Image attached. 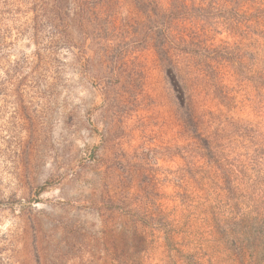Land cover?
I'll use <instances>...</instances> for the list:
<instances>
[{"label":"rangeland","instance_id":"obj_1","mask_svg":"<svg viewBox=\"0 0 264 264\" xmlns=\"http://www.w3.org/2000/svg\"><path fill=\"white\" fill-rule=\"evenodd\" d=\"M259 10L0 0V264H264L215 221L264 203Z\"/></svg>","mask_w":264,"mask_h":264},{"label":"trees","instance_id":"obj_2","mask_svg":"<svg viewBox=\"0 0 264 264\" xmlns=\"http://www.w3.org/2000/svg\"><path fill=\"white\" fill-rule=\"evenodd\" d=\"M57 2L62 3V0H57ZM59 11V19L63 20L62 6L59 7ZM259 11L261 14H264V10ZM169 77L182 102V108L186 113L184 115L187 116L185 117L186 122L190 123L191 116L189 115L188 109L186 110L185 108L187 106V97L184 86H182L179 79L173 73H170ZM207 151L209 153V148ZM228 181L231 182L230 179ZM227 192L231 197L229 198V205L226 207L229 212L227 215L225 214L215 218L216 230L221 236L226 248L236 256L242 257L245 250L264 247V203L263 206H257L253 211L242 212L239 210V198H237L236 189L227 187Z\"/></svg>","mask_w":264,"mask_h":264}]
</instances>
